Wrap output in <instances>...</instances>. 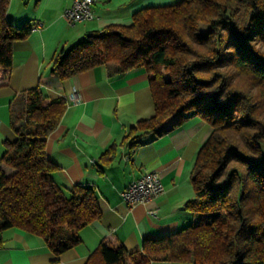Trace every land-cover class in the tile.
I'll return each mask as SVG.
<instances>
[{"label": "trees", "instance_id": "16d2710c", "mask_svg": "<svg viewBox=\"0 0 264 264\" xmlns=\"http://www.w3.org/2000/svg\"><path fill=\"white\" fill-rule=\"evenodd\" d=\"M10 0H0V71L8 77L12 46L35 23L13 25ZM118 72L142 67L148 74L153 114L130 126V149L147 133L179 127L192 111L211 130L198 147L190 182L194 197L184 206L195 223L138 250L101 241L85 264H264V0H179L148 5L129 24L88 32L51 59V71L69 78L97 65ZM68 101L48 98L38 87L25 92L12 113L16 138L0 156V232L17 227L43 238L58 255L79 242L78 232L102 212L93 186L65 191L46 155V139ZM110 145L101 155L114 154ZM2 240L0 238V247Z\"/></svg>", "mask_w": 264, "mask_h": 264}, {"label": "crops", "instance_id": "0c3cea01", "mask_svg": "<svg viewBox=\"0 0 264 264\" xmlns=\"http://www.w3.org/2000/svg\"><path fill=\"white\" fill-rule=\"evenodd\" d=\"M179 0H95L92 20L69 23L63 15L72 0H10L6 17L20 26L36 27L12 46L7 78L0 71V156L16 138L12 113L24 106L25 92L40 88L48 98L76 93L46 139V155L58 166L54 181L65 191L76 184L95 188L100 218L79 232V242L54 255L42 237L17 227L0 232V264H85L101 241H121L126 249L141 247L144 238L164 236L195 223L198 217L184 206L194 197L190 182L196 151L211 128L192 111L177 128L159 135L147 133L133 149L123 143L130 126L153 114L148 74L142 67L118 72L114 64L97 65L69 78L51 71L55 52L66 50L88 32L111 23L129 24L144 6ZM115 145L108 159L103 152ZM147 171H157L163 192L148 202L128 206L121 191ZM153 211V213H151ZM151 264H193L155 261Z\"/></svg>", "mask_w": 264, "mask_h": 264}, {"label": "built area", "instance_id": "2783aa9c", "mask_svg": "<svg viewBox=\"0 0 264 264\" xmlns=\"http://www.w3.org/2000/svg\"><path fill=\"white\" fill-rule=\"evenodd\" d=\"M94 1L72 0L71 4L63 10V15L69 23L92 20L95 17L91 6ZM66 99L68 102H78L79 97L76 93H70ZM163 189L159 173L157 171H147L132 180L121 191V196L128 206H132L136 203L152 200L162 193Z\"/></svg>", "mask_w": 264, "mask_h": 264}]
</instances>
